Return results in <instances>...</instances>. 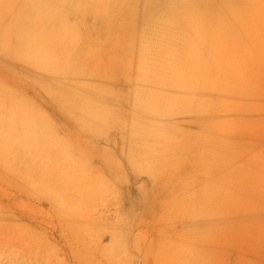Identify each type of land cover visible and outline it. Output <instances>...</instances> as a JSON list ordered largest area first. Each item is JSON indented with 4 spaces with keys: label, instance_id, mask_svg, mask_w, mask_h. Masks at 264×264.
I'll return each mask as SVG.
<instances>
[{
    "label": "rangeland",
    "instance_id": "374dc122",
    "mask_svg": "<svg viewBox=\"0 0 264 264\" xmlns=\"http://www.w3.org/2000/svg\"><path fill=\"white\" fill-rule=\"evenodd\" d=\"M27 1L0 0V264H204L206 186L224 163L244 173L264 158V145L246 136V127L264 133L257 14L248 18L257 63L243 77L249 90L206 97L201 110L156 111L119 74L107 80L118 89L99 94L88 90L101 87L95 74L60 73L41 48L56 52L59 21L79 29L83 47L103 49L106 38L72 11L47 14L54 24L44 34L42 17L28 12L41 0ZM230 246L222 251L234 255ZM211 263L227 264L215 255Z\"/></svg>",
    "mask_w": 264,
    "mask_h": 264
},
{
    "label": "bare ground",
    "instance_id": "6f19581e",
    "mask_svg": "<svg viewBox=\"0 0 264 264\" xmlns=\"http://www.w3.org/2000/svg\"><path fill=\"white\" fill-rule=\"evenodd\" d=\"M48 2H34L35 6L28 9L32 10V18L42 17L44 34L54 24L50 23L53 19L46 18L48 15L58 19V14L66 16L72 11L77 20L79 14L88 15L98 25L97 34L106 38L103 49L83 47L79 29L62 20L54 42L56 52L50 44L43 43L41 47L43 55L53 54L59 60L60 73L71 71L78 78L95 74L97 77L93 78L101 87L91 86L89 91L114 92L118 87H112L107 80L116 79L119 74L128 81L129 90L151 95L148 104L153 110L177 111L201 110L207 104L206 97L228 93L237 96L236 90L251 88L243 82L244 75L251 76L257 64L248 45L253 41L248 18L257 14L255 24L264 29V0H53V5ZM239 4L246 5V9L238 8ZM38 9L41 15L37 14ZM263 38L256 50L264 45ZM261 51L264 55V46ZM246 130V136L253 137L249 146L264 145V140L254 139L264 133L250 127ZM185 138L189 145L192 139ZM209 150L201 153L208 154ZM255 161L262 163L257 169L246 166L244 173L239 172L242 166L237 171L239 164L232 165V170L223 162L216 182L206 186L202 207L204 264H212V255L221 256L227 264H264V158ZM224 242L235 247L234 255L222 251Z\"/></svg>",
    "mask_w": 264,
    "mask_h": 264
}]
</instances>
